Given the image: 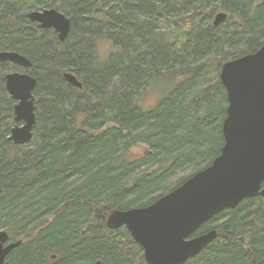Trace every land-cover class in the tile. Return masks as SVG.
I'll return each mask as SVG.
<instances>
[{"label":"trees","instance_id":"16d2710c","mask_svg":"<svg viewBox=\"0 0 264 264\" xmlns=\"http://www.w3.org/2000/svg\"><path fill=\"white\" fill-rule=\"evenodd\" d=\"M43 8L70 20L64 40L27 18ZM217 9L227 18L213 25ZM263 43L264 0H0V50L27 57L37 79L38 140L14 144L0 62V229L21 240L7 264H148L107 215L150 204L212 162L228 104L221 65ZM157 79L161 97L137 106ZM212 228L216 238L183 264H264V198L224 209L194 235Z\"/></svg>","mask_w":264,"mask_h":264},{"label":"water","instance_id":"95a60500","mask_svg":"<svg viewBox=\"0 0 264 264\" xmlns=\"http://www.w3.org/2000/svg\"><path fill=\"white\" fill-rule=\"evenodd\" d=\"M26 16L41 28H52L60 41L69 32L70 20L55 8L32 10ZM226 17L225 11H219L212 24ZM0 62L22 68L32 66L23 54L10 50H0ZM62 77L82 88L72 72L64 71ZM3 79L7 93L15 101V123L9 130V139L14 144L28 143L36 123L33 91L37 79L17 71L6 72ZM219 79L228 102L219 154L207 167L150 204L113 209L106 217L109 228L126 227L142 247L148 264H183L217 236L215 228L194 235L202 223L224 209L236 207L245 198H264V43L254 52L223 62ZM20 242L10 241L8 232L0 229V264H7L8 253ZM76 264L103 263L96 260Z\"/></svg>","mask_w":264,"mask_h":264},{"label":"rangeland","instance_id":"374dc122","mask_svg":"<svg viewBox=\"0 0 264 264\" xmlns=\"http://www.w3.org/2000/svg\"><path fill=\"white\" fill-rule=\"evenodd\" d=\"M219 11H223V10L217 9L216 12H214V14L212 16V21L214 19L215 14L217 12H219ZM222 22H220L218 24H221ZM100 47H103V46L100 45ZM3 63L7 64V66H8V68L6 69V72H10V71L26 72V73H29V74L33 75L32 70H30L29 68H22V67H18V66H13L9 62H3ZM166 87H167V85H166V83H164V81L162 82L159 79L152 80V82L149 83V87L146 89V91L143 94L141 93L137 97V102H136L137 106H139V107H141L143 109L151 106L153 103H155V102L158 101V99L161 97L162 93L166 90ZM33 94H34V91H33ZM34 97H35V94H34ZM33 138H34L35 141L38 140V137L35 138L34 135H33ZM142 150L143 149H142L141 146H138L137 148H132L130 150L129 156L130 157L136 156L137 154H140L142 152ZM173 180H175V177H173L172 179H170V181L168 183L169 186H172L173 185Z\"/></svg>","mask_w":264,"mask_h":264},{"label":"flooded vegetation","instance_id":"af4514ba","mask_svg":"<svg viewBox=\"0 0 264 264\" xmlns=\"http://www.w3.org/2000/svg\"><path fill=\"white\" fill-rule=\"evenodd\" d=\"M35 104H36V102H35ZM9 137V136H8ZM12 141V140H11Z\"/></svg>","mask_w":264,"mask_h":264}]
</instances>
